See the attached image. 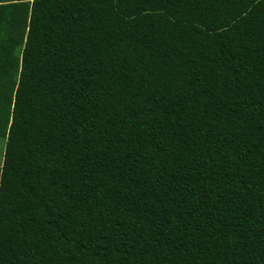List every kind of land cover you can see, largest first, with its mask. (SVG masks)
Returning <instances> with one entry per match:
<instances>
[{
	"label": "trees",
	"instance_id": "1",
	"mask_svg": "<svg viewBox=\"0 0 264 264\" xmlns=\"http://www.w3.org/2000/svg\"><path fill=\"white\" fill-rule=\"evenodd\" d=\"M0 264H264V0H0Z\"/></svg>",
	"mask_w": 264,
	"mask_h": 264
},
{
	"label": "rangeland",
	"instance_id": "2",
	"mask_svg": "<svg viewBox=\"0 0 264 264\" xmlns=\"http://www.w3.org/2000/svg\"><path fill=\"white\" fill-rule=\"evenodd\" d=\"M0 169H1V163H0Z\"/></svg>",
	"mask_w": 264,
	"mask_h": 264
}]
</instances>
